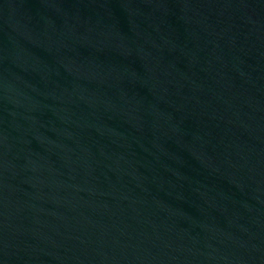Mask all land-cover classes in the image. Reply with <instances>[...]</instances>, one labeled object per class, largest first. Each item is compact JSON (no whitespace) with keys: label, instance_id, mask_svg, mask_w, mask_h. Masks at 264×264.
<instances>
[{"label":"water","instance_id":"95a60500","mask_svg":"<svg viewBox=\"0 0 264 264\" xmlns=\"http://www.w3.org/2000/svg\"><path fill=\"white\" fill-rule=\"evenodd\" d=\"M0 264H264V0H0Z\"/></svg>","mask_w":264,"mask_h":264}]
</instances>
